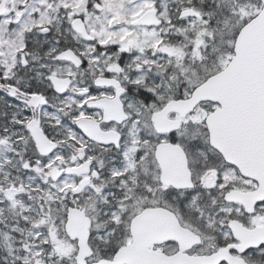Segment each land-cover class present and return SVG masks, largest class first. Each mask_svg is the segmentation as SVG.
Listing matches in <instances>:
<instances>
[{
	"label": "snow or ice",
	"instance_id": "6c2138e0",
	"mask_svg": "<svg viewBox=\"0 0 264 264\" xmlns=\"http://www.w3.org/2000/svg\"><path fill=\"white\" fill-rule=\"evenodd\" d=\"M0 264H264V0H0Z\"/></svg>",
	"mask_w": 264,
	"mask_h": 264
}]
</instances>
